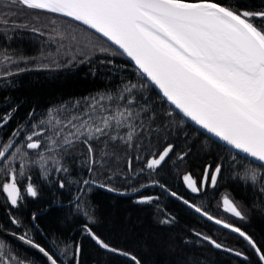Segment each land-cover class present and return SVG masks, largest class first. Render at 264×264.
I'll return each mask as SVG.
<instances>
[{
	"label": "snow or ice",
	"instance_id": "snow-or-ice-1",
	"mask_svg": "<svg viewBox=\"0 0 264 264\" xmlns=\"http://www.w3.org/2000/svg\"><path fill=\"white\" fill-rule=\"evenodd\" d=\"M17 4L30 10L70 18L100 34L115 46L113 54L126 55L134 62L137 74L147 81L139 88L154 85L162 94L161 99L173 108L157 116L156 110L147 106L150 98L135 95L134 90L138 85L130 83L117 95L99 93L86 97L82 107L78 101L73 106L77 109L75 114L62 105L65 119L53 117V110L49 109L48 117L37 121L35 111H29L25 121L11 130L6 142L0 136V172L4 174L0 180V192L6 194L5 202L10 208L20 205L24 193L31 198L38 196L37 187L31 182L32 176L28 175L30 164H38L45 178L48 176L49 162L55 172H67L61 159L76 146L86 150L90 176L95 175L98 166L111 171L109 158L113 156L117 165L121 163L118 154L98 152L96 145L99 143H103L105 148L121 144L126 149L135 150V157L131 154L126 157L125 182H130L146 169L157 171L167 162L174 145L166 143L162 150L153 153L152 141L155 139L159 142L161 134L166 140L171 134L168 121L173 111L190 119L232 149L260 162L259 169L242 163L241 179L250 180L253 187L259 184V194L264 196V175L260 174V169H264V10L240 9L234 5H222L216 0H7L5 7L11 10ZM11 14L15 15L14 12ZM257 20L262 23L257 24ZM0 22L5 25L9 23L7 18ZM31 31L44 35L39 28L33 27ZM56 34L63 38L62 33ZM71 39L75 40L76 37L73 35ZM60 47L63 48V44ZM101 51L108 49L102 48ZM28 59L7 53L6 50L0 53V77L6 79L25 71L19 63ZM108 63L112 62L109 60ZM40 66L47 68L50 65L45 63ZM103 101H112V104L107 105ZM16 111L18 107L13 106L7 112L0 113V130L7 128ZM30 150L40 151L32 153ZM33 155H36V159H32ZM187 155H177L176 162L184 161ZM144 160V168H134V163ZM222 171L221 160L214 168L206 164L199 181L191 173H185L182 181L192 194H199L208 187L215 188ZM112 178L108 176L105 182L83 179L76 202L80 203L90 186L117 191L111 186ZM25 179L28 182L22 192L19 185ZM64 186L65 182L61 180L59 187ZM148 187L161 188L208 221L238 234L264 264V250L241 227L216 219L202 206L172 191L159 180H150L139 188H131V191L138 193L140 189ZM157 199L149 195L139 197L134 202L151 204ZM222 203L224 209L234 217L240 220L247 218L227 194L222 196ZM31 218L35 220L37 214L32 213ZM174 219L165 217L159 223L172 224ZM88 220L90 223L84 224L83 233L99 248L124 256L131 264H141L136 255L113 247L102 239L91 227V223H95L94 217L88 216ZM10 222L14 225L19 223L14 216ZM12 235L37 249L49 264H62L54 254L27 234L14 232ZM195 235L217 250L246 258L244 252L227 247L209 235L201 232H195ZM81 250V245L76 243L69 264H80ZM0 264L25 262L6 251L5 244L0 241Z\"/></svg>",
	"mask_w": 264,
	"mask_h": 264
},
{
	"label": "trees",
	"instance_id": "trees-1",
	"mask_svg": "<svg viewBox=\"0 0 264 264\" xmlns=\"http://www.w3.org/2000/svg\"><path fill=\"white\" fill-rule=\"evenodd\" d=\"M216 2L250 11L264 10V0ZM6 3L7 0H0V20L7 18L9 21L8 25L0 22V53L6 50L17 57L29 59L19 63L25 71L6 79L0 77V113L13 106L18 107L7 128L0 130L5 142L11 130L25 121L29 111H35L37 121L46 119L49 109L53 110V117L65 119L62 105L75 114L77 109L73 106L78 101L82 107L86 97L99 93L117 95L130 83L138 85L135 95L150 98L147 106L154 108L157 116L171 110L150 84L146 89L139 88V85L147 83L144 77L139 76L122 55L113 54L115 48L93 32L56 14L30 10L18 4L10 10L5 7ZM256 23L262 22L257 20ZM33 27L39 28L44 35L32 32ZM57 32L62 33L63 38L57 36ZM73 35L75 40L71 39ZM53 40L56 42L53 43ZM102 48L108 51H101ZM109 60L112 63L109 64ZM45 63L50 66H40ZM103 103L111 105L112 101ZM52 122L55 123V119ZM168 122L171 134L166 140L161 134L159 142L152 141L153 153L162 150L166 143L174 145L167 162L155 172L146 169L130 182L124 180L126 157L128 154L135 157L136 152L121 144H112L107 148L103 143L96 145L98 152L118 154L121 163L117 165L113 156L109 158L111 171L98 166L92 176L87 172L86 150L82 146H76L61 159L67 172H55L49 162L45 178L38 164H30L28 175L32 176L31 182L37 187L36 198L24 193L20 205L10 208L5 202L6 194L0 192V241L5 244L6 251L18 256L25 264H49L37 249L13 236L15 232L27 234L62 264H69L76 243L82 249L80 264H131L129 259L99 248L84 235L83 226L90 223L88 216H92L95 223H91V227L102 239L113 247L136 255L141 264H261L254 250L238 234L211 223L159 187H148L132 196L120 194L132 192L131 188H139L150 180H159L172 191L202 206L216 219L241 227L264 250V196L259 194V184L253 187L250 180L241 179L242 163L250 164L253 169H259V165L214 142L174 111ZM30 151L38 153L40 150ZM181 153H188L186 159L176 162L177 155ZM32 159H36V155ZM221 160L223 171L215 188L208 187L199 194H192L183 184L185 173H191L199 181L206 164L214 168ZM145 165L146 160L134 163V168L138 170ZM260 174L264 175V169H260ZM108 176L113 177L110 183L117 191L90 186L80 203L76 202L83 179L105 182ZM3 178V172H0V180ZM61 180L65 182L63 188L59 187ZM27 182L25 179L20 183L22 192ZM225 194L246 214L245 220L234 217L222 207L221 200ZM149 195L158 199L151 204L134 202ZM34 212L37 214L35 220L31 218ZM13 216L19 221L16 225L10 222ZM165 217L175 219L172 224L159 223ZM195 232L209 235L227 247L244 252L246 258L215 249L200 240Z\"/></svg>",
	"mask_w": 264,
	"mask_h": 264
},
{
	"label": "water",
	"instance_id": "water-1",
	"mask_svg": "<svg viewBox=\"0 0 264 264\" xmlns=\"http://www.w3.org/2000/svg\"><path fill=\"white\" fill-rule=\"evenodd\" d=\"M56 15H57V14H56ZM61 17H62V16H61ZM64 18H66V17H64ZM66 19H68V20L71 21L70 18H66ZM72 22L77 23L78 25H80V26L86 28L87 30L93 32L94 34H96L97 36L100 37V34L95 33L94 30H92V29H88L87 26L82 25V24H80L79 22H76V21H72ZM100 38H102L104 41H106L105 38H103V37H100ZM106 42H107L108 44L111 45V42H109V41H106ZM111 46H112L113 48H115L114 45H111ZM122 56L127 60V62H128L132 67L135 68L134 62L131 61L130 58H128L126 55H122ZM144 79H145V78H144ZM145 80H146V79H145ZM150 85H151V84H150ZM151 86H152V88H153V89H154V90H155L160 96L162 95V94L159 93V90H158L154 85H151ZM166 103H167V102H166ZM167 104H168V103H167ZM168 105H169V104H168ZM169 106H170L171 109L173 108V106H171V105H169ZM174 112H176L181 118H183L186 122H188L190 125H192V126H193L195 129H197L199 132H201L202 134H204V135L207 136L208 138L212 139L214 142H216V143L222 145L223 147H225V148H227V149H229V150H231V151L237 153V154L240 155V156H243V157H245V158L251 160L252 162H254V163L258 164V165L260 164V162H256V161L252 160V158H249V157L245 156V154L240 153V152H238V151L235 150V149H232V148H231L230 146H228L225 142L220 141L218 138L214 137L212 134L207 133L206 130L201 129L199 126L195 125V123L192 122L190 119H188V118H186V117H183L182 114H179L177 111H174ZM103 189H104V188H103ZM144 189H145V188L140 189V191H142V190H144ZM140 191H139V192H140ZM139 192H138V193H139ZM120 194H122V195H127V196H132V195L137 194V192H133V191H132V192H129V193H120ZM199 215H200V214H199ZM201 216H202V215H201ZM202 217H203V216H202ZM203 218H205V217H203ZM205 219H206V218H205ZM206 220H207V219H206ZM210 222L213 223V224H215L213 221H210ZM215 225H217V224H215ZM217 226L223 228L222 225H217ZM224 229H225V228H224ZM226 230H229V229H226ZM229 231H230V230H229Z\"/></svg>",
	"mask_w": 264,
	"mask_h": 264
},
{
	"label": "rangeland",
	"instance_id": "rangeland-1",
	"mask_svg": "<svg viewBox=\"0 0 264 264\" xmlns=\"http://www.w3.org/2000/svg\"><path fill=\"white\" fill-rule=\"evenodd\" d=\"M221 204H222V207H223V203H222V200H221ZM224 208V207H223Z\"/></svg>",
	"mask_w": 264,
	"mask_h": 264
}]
</instances>
